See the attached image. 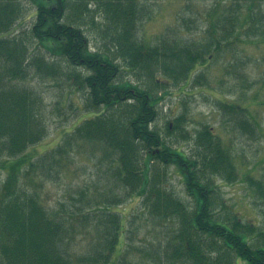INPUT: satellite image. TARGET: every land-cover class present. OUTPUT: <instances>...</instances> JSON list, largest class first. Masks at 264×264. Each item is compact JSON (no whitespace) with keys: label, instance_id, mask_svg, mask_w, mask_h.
<instances>
[{"label":"trees","instance_id":"1","mask_svg":"<svg viewBox=\"0 0 264 264\" xmlns=\"http://www.w3.org/2000/svg\"><path fill=\"white\" fill-rule=\"evenodd\" d=\"M24 1L0 0V264H141L128 256L133 241H126L127 231L133 227L118 209L90 208L83 199L50 209L38 194L35 179H59L80 141L110 151L101 175L121 188L115 198L141 196L150 219L169 222L160 239L134 248L146 253L148 264H264V231L244 221L222 189L225 182L245 181L264 199V178L240 172L232 148L208 123L193 131L183 124L184 113L166 126V136L155 126L166 98L158 90L171 83L200 86L198 65L234 52L229 47L243 34L244 40L264 36V0L218 1L212 23L208 17L201 31L184 38L185 29L178 27L154 44L139 35L149 15L143 0H30L37 18L21 28ZM184 19L195 32L194 18ZM206 36L211 43L200 40ZM64 73L87 94L86 116L64 144L27 158L26 150L50 135L35 80H57ZM219 99L237 129L258 135L260 125L244 104ZM174 128L187 146L171 139ZM171 166L184 178L183 194L174 192ZM80 237L91 240L85 244Z\"/></svg>","mask_w":264,"mask_h":264},{"label":"rangeland","instance_id":"2","mask_svg":"<svg viewBox=\"0 0 264 264\" xmlns=\"http://www.w3.org/2000/svg\"><path fill=\"white\" fill-rule=\"evenodd\" d=\"M218 1L221 0H143V3L148 5L146 11L149 15L140 24V38L146 43L154 44L159 38L167 37L170 31L175 32L174 29L178 27L184 28L183 36L189 38L190 33L193 35L205 28L208 17L212 23V13L216 10L213 8ZM222 1L226 3V0ZM24 4L21 13L23 17L20 16L19 19L24 22L18 25L21 28L30 27L37 18L32 16L36 9L32 1L25 0ZM188 15L194 18L195 28L192 31L195 32H189L185 27L183 21ZM219 15L220 12L215 17ZM20 30L19 28L18 31ZM241 38L242 41L235 42L229 47L234 52L212 55L209 61L197 66L199 68L195 73L201 74L200 86L192 81L190 84L183 82L172 85L171 83L166 90L167 94H164L165 90H158V96L164 95L166 98L160 104V115L155 126L163 136H166V126L168 124L174 126V119L184 113L187 114V121L183 124L193 131L202 124L208 123L224 144L232 148L240 172L250 171L255 176L264 178V36L258 34L253 40L248 38L244 40L243 34ZM200 40L205 43L212 42L207 36ZM64 74L66 76L57 80H35V84L44 95L50 135L26 150L27 158L40 157L64 144L69 132L86 116L87 94H84L82 89H78L69 76ZM128 79L136 80L132 76ZM60 80L63 82L62 87L58 85ZM69 92L73 96L74 103L70 100L71 97L69 98ZM216 92L220 94H214ZM224 96L238 100L246 106V115L254 121V124L258 123L261 126L258 128L260 129L258 135L246 134L237 129L235 122L229 119L228 113L219 106L221 102L219 98ZM173 131L175 135L171 139L175 144L178 146L183 143L187 146V140L185 141L182 134L180 135L181 132L176 128ZM68 150L71 151V148ZM74 151L76 153L73 163L67 171H63L59 179L50 178L45 183L35 179L36 189L42 201L50 209L59 208L61 202L68 201L71 205V199L74 202L83 199L84 205L90 208L111 205L112 208L118 209L128 220L129 227L131 225L133 227L129 228L130 232L127 231L126 238L127 242L133 241L129 258L134 256L140 258L141 264L150 263L145 259L146 253L134 248L151 244L152 238L160 239L161 235L158 236V233L162 232L163 226L169 222L150 219L146 205L143 203L144 198L139 195L126 200L121 196L114 197L122 190L115 185V182L101 175V168L109 164L107 154L110 152L103 144L80 141ZM168 172L171 174L168 177L172 179L171 183L176 189L174 192L185 193L186 185L181 173L175 166L168 168ZM165 175L167 177L166 171ZM223 185L227 204L233 210H238L244 221H252L264 231V199L253 194L245 181L225 182ZM166 235L172 236L168 232ZM80 239H84L85 244L91 240L84 237ZM78 242L81 246L84 245L83 241ZM81 246L77 243L76 248L80 249Z\"/></svg>","mask_w":264,"mask_h":264}]
</instances>
